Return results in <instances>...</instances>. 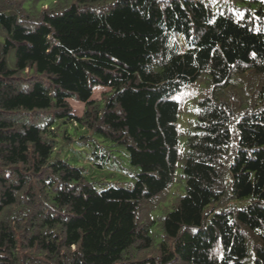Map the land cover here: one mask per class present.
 <instances>
[{
    "label": "trees",
    "instance_id": "obj_1",
    "mask_svg": "<svg viewBox=\"0 0 264 264\" xmlns=\"http://www.w3.org/2000/svg\"><path fill=\"white\" fill-rule=\"evenodd\" d=\"M81 130L131 186L52 157ZM0 264H264V0H0Z\"/></svg>",
    "mask_w": 264,
    "mask_h": 264
},
{
    "label": "rangeland",
    "instance_id": "obj_2",
    "mask_svg": "<svg viewBox=\"0 0 264 264\" xmlns=\"http://www.w3.org/2000/svg\"><path fill=\"white\" fill-rule=\"evenodd\" d=\"M105 89L96 88L93 92V97L99 100ZM193 90H184L175 98L181 102V112L178 117L177 127L180 132L178 149L181 153L186 150L187 132L195 121V101L197 95ZM189 96V97H188ZM188 97V98H186ZM72 110L75 114L80 115L83 111V105L75 100L69 101ZM72 136V143L66 144L64 141L59 143L52 157H58L68 161L75 167H80L86 178L93 183L96 189L102 190L108 187L121 186L128 187L134 183V176L138 170L131 167L128 161V156L124 148L113 149V152L105 147L98 149L93 148V139L84 135V131L70 132ZM88 137V142L78 137ZM96 140V139H95ZM181 170L176 169V180L170 187L166 201L161 205L163 208H170L173 199L176 196L184 193V180L179 177ZM248 202L236 203L240 207L246 205ZM154 212V216H162V207ZM152 236L156 242L161 241V231L156 226L152 229Z\"/></svg>",
    "mask_w": 264,
    "mask_h": 264
}]
</instances>
